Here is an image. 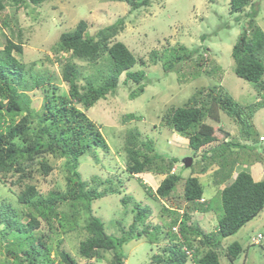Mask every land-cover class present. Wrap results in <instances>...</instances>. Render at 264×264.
I'll return each mask as SVG.
<instances>
[{
  "label": "trees",
  "instance_id": "1",
  "mask_svg": "<svg viewBox=\"0 0 264 264\" xmlns=\"http://www.w3.org/2000/svg\"><path fill=\"white\" fill-rule=\"evenodd\" d=\"M45 1L48 0H0V11L9 2L19 7L30 3L40 5ZM117 1L126 2L130 11L152 2ZM249 5L252 10L246 12ZM230 6L231 13H238L236 22L242 25L232 49L234 71L254 84L259 94L257 103L264 106V29L257 22L258 8L251 0H230ZM243 19L245 22H242ZM9 20L3 19V25L11 27ZM124 24L125 18L120 17L91 34L88 22L81 19L72 31L61 33L56 51L62 52L61 56L70 53L62 66V78L67 82L68 89L62 92L53 72H34L17 57L16 52L24 51L21 29L19 38L7 37L3 48H0V186L9 184L10 191H13L11 184L21 186L16 193V203L0 198V252L4 256L0 264H80L63 247V238H58L55 245L50 241L51 232L64 234L81 227V214L85 217L82 228L86 236L80 241L78 251L87 260L100 261L106 252H111L109 264H127L124 244L131 238L142 237L156 246L163 239L168 240L159 252L152 254L155 264H187L189 260L195 264H221L220 251H225L230 262L235 264L239 256L247 252L239 240L230 244H226L225 240L264 210V179L255 180L248 170L239 171L222 188L224 213L213 231L202 230L191 219L192 209L212 210L209 199L204 197V185L198 175L188 176L184 183L183 197L188 208L180 212L182 204L173 199L170 205L162 202V220L159 223L149 220L153 213L151 206L130 194L124 195L121 202L126 206L133 204V221L127 229L119 222L120 235L107 233L105 223L93 213L95 199L110 193L122 194L124 183L117 176L82 177L79 166L83 156L92 154L98 148L110 150L100 127L87 110L117 92L120 76L124 72V83L134 84L130 91L133 99L144 93L149 83L144 69L132 70L139 63L145 64V59L138 58L125 42L114 40ZM202 38L206 39L207 34H203ZM201 49L200 46L189 48L181 44L167 49L161 56L157 51L152 54L154 62H161L166 73L181 74V68L186 63L194 61L198 68L205 64L204 59L196 60L194 57L202 52ZM75 59L93 65L103 62V67L85 76ZM200 74L201 70L195 69L193 76ZM82 79L84 84L80 83ZM35 89L43 91L40 109L31 106L29 92ZM205 90L198 88L183 106L169 108L162 120L166 126L187 137L195 155L199 154L202 159L212 157L215 162L218 158L216 151L221 146L236 144L233 139L222 138L217 132L218 128L222 129V113L231 117L235 115L239 121L242 112L238 109V102L220 85H209ZM141 118L134 112L124 116V120ZM215 122L219 123L218 127ZM124 148L127 152L126 172L140 178L151 172L165 174L156 190L142 183L149 196L170 198L183 179L177 169L173 171L178 159L157 152L153 141L143 139L138 128L127 131ZM49 155L64 159L66 187L43 194L31 181L35 173L48 176L55 169ZM208 169V166H203L200 172ZM43 224L48 226V231L39 232ZM263 238L264 234L259 232L252 237V242L257 244L258 239L262 243Z\"/></svg>",
  "mask_w": 264,
  "mask_h": 264
},
{
  "label": "rangeland",
  "instance_id": "2",
  "mask_svg": "<svg viewBox=\"0 0 264 264\" xmlns=\"http://www.w3.org/2000/svg\"><path fill=\"white\" fill-rule=\"evenodd\" d=\"M251 1L258 8L257 22L264 29V0ZM251 10L252 6L249 5L246 12ZM237 15L238 13H231L230 0H152L150 5L136 11H130L126 2L117 0H48L40 5L30 3L19 7L9 2L5 9L0 11V48H3L7 37L15 36L17 39L21 36L24 51L19 54L16 52L19 60L32 67L34 72H53L61 92L68 89L67 82L62 78V66L70 53L61 56L62 52L56 51V45L61 33L72 31L81 19L88 22L92 34L98 28L124 17V27L114 40L125 42L138 58H144L146 61L145 64L139 63L132 68L146 71L149 83L144 93L131 98L130 91L134 84L124 83V72L120 76L117 92L99 100L87 110L100 127L110 150L98 148L94 149L92 154L83 156L79 166L82 177L90 179L94 175L101 178L117 176L124 183L122 194L110 193L93 201V213L105 223L107 233L120 235L119 222L127 229L133 221V204L126 206L121 202V198L127 194L151 206L153 213L149 220L152 223L161 222L162 204L170 205L172 199L182 204L180 212L186 210L188 204L183 197V188L186 178L190 175L199 176L204 185V195L209 199L212 208L209 212L192 209L191 219L202 230L213 231L224 213L221 190L232 181L229 178L233 179L237 172L247 170L251 164L257 162L261 164L258 163L255 168L261 166L263 169V174L259 172L257 177L264 176V141L260 140L261 135L264 136V106L257 103L259 94L254 84L239 77L234 71L232 49L242 27L236 22ZM3 19H10L11 27L3 25ZM245 19L242 22H245ZM20 29L21 35L18 36ZM203 34H207L206 39L202 38ZM181 44L189 48H203L202 52L194 57L196 60L204 59L205 64L198 68L195 62L191 61L182 66L181 74L166 73L161 62H154L152 52L157 51L161 56L167 49ZM75 61L82 67L85 76L94 74L98 67H103V62L93 65L80 59ZM195 69L201 70L199 76H193ZM213 69L215 71L210 72ZM80 83L84 84L85 80L82 79ZM213 84L225 89L238 102V109L242 112L240 122L235 119L237 116L231 117L222 113V129L218 128L217 132L222 138L233 139L236 144L221 146L216 151L218 158L215 162L212 157L206 156L202 159L199 154L195 155L187 137L166 126L162 120L169 108L183 106L198 88L207 90V87ZM42 92L41 89L29 92L33 108L40 109ZM238 109L236 110L239 111ZM131 112L141 115L142 118L124 120V116ZM237 114L240 117L238 112ZM217 124L219 123L215 124L218 127ZM134 128L141 131L143 139L153 141L157 152L178 159L173 171L177 169L183 179L170 198L155 199L149 196L143 186L145 183L156 190L164 174L148 173V176L143 175L140 178L139 175L130 176L126 172L127 152L124 145L127 131ZM187 157L193 158L190 166L184 164ZM48 158L55 169L48 176L35 173L31 181L43 194L53 189L64 190L66 187L64 159H57L52 155ZM203 166H208L209 169L200 172ZM106 185H102L101 189ZM9 187V184L0 186V198H7L16 203V193L21 186L11 184L13 191H10ZM165 218L170 219L168 215ZM84 219V214H81V227L77 230L64 234L60 231L51 232L50 242L55 245L58 238H63V247L71 252L80 264H109L111 252H106L100 261L87 260L79 254L80 241L86 236V231L82 228ZM47 228L48 226L43 224V229L39 232L48 231ZM259 232L264 234V210L238 233L226 238V244L239 240L247 249L235 264H264V238L262 243H259L258 239L257 244L252 242V237ZM167 242V239H163L156 246L146 237L131 238L124 244L126 263L155 264L152 254L159 252L161 246ZM220 252L221 264H232L226 252ZM55 253L54 250L53 254ZM2 260L4 256L0 252V263ZM187 264L195 263L189 260Z\"/></svg>",
  "mask_w": 264,
  "mask_h": 264
},
{
  "label": "crops",
  "instance_id": "3",
  "mask_svg": "<svg viewBox=\"0 0 264 264\" xmlns=\"http://www.w3.org/2000/svg\"><path fill=\"white\" fill-rule=\"evenodd\" d=\"M261 164L260 162H257V163H253V164H251L250 165V168L249 169H247L249 172H251V174L253 175V177L255 178V180H262V179H264V176L263 177H257V174L259 173V172H263V169H262V167L261 166H256V168H255V165H257V164ZM258 164V165H259ZM246 167V166H245ZM241 171V170H240ZM152 173V172H151ZM238 173V172H237ZM236 173V174H237ZM263 174V173H262ZM159 175H161V174H159ZM145 176H148V174L147 175H145ZM164 176H165V174H164ZM164 176H163V179H164ZM236 176V175H235ZM235 178V177H234ZM233 178V179H234ZM233 179H231V178H229V180H233ZM226 186V185H225ZM225 186H223V188L225 187ZM204 197H205V195H204ZM206 198V197H205ZM208 199V198H207ZM182 210V209H181Z\"/></svg>",
  "mask_w": 264,
  "mask_h": 264
},
{
  "label": "water",
  "instance_id": "4",
  "mask_svg": "<svg viewBox=\"0 0 264 264\" xmlns=\"http://www.w3.org/2000/svg\"><path fill=\"white\" fill-rule=\"evenodd\" d=\"M192 162H193V158H192V157H187V158L184 160V164H185V166H190V165H192Z\"/></svg>",
  "mask_w": 264,
  "mask_h": 264
},
{
  "label": "built area",
  "instance_id": "5",
  "mask_svg": "<svg viewBox=\"0 0 264 264\" xmlns=\"http://www.w3.org/2000/svg\"><path fill=\"white\" fill-rule=\"evenodd\" d=\"M261 140H264V136H261ZM201 200L203 201V200H204V198H202ZM174 228H175V230H178V226H175ZM187 252H188V253H190V251H189V250H187Z\"/></svg>",
  "mask_w": 264,
  "mask_h": 264
},
{
  "label": "clouds",
  "instance_id": "6",
  "mask_svg": "<svg viewBox=\"0 0 264 264\" xmlns=\"http://www.w3.org/2000/svg\"><path fill=\"white\" fill-rule=\"evenodd\" d=\"M261 136H263V135H261ZM260 140H261V137H260ZM261 141H264V140H261Z\"/></svg>",
  "mask_w": 264,
  "mask_h": 264
}]
</instances>
